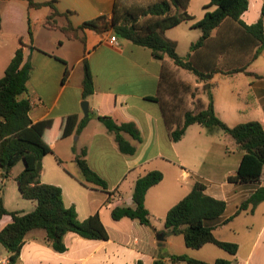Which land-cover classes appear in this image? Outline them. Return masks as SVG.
Here are the masks:
<instances>
[{
  "label": "crops",
  "instance_id": "1",
  "mask_svg": "<svg viewBox=\"0 0 264 264\" xmlns=\"http://www.w3.org/2000/svg\"><path fill=\"white\" fill-rule=\"evenodd\" d=\"M34 1H52L61 13L70 12L68 17H57L58 24L65 26L69 19L75 27L99 17L112 20L116 2ZM191 3L192 0L188 12L194 20L181 24L187 25L189 32L170 39L177 42L179 55L190 54L199 69L212 73L208 82H201L190 71L177 67L168 56L158 60L150 49L131 41L118 38L119 45H115L110 40L115 34L112 29L105 33L86 29L78 33V38L70 39L57 27L46 25L52 7L35 9L29 8L27 0H0V36L19 39L15 44L8 39L0 41V78L22 41L25 60L33 65L28 84L33 123L70 115L78 116L79 120L85 117L81 107L85 100L82 87L85 60L89 65L95 86L94 93L86 99L91 119L79 135L74 132L52 143V152L43 158L41 182L61 187L65 204L76 207L80 220L98 213L109 233L108 240H88L68 233L64 238L67 250L57 252L47 242L45 230L36 229L27 234L15 264H155L159 260L164 264H184L173 260L174 255L208 263L228 259L233 264H264V202L253 213L250 209L239 212L243 202L264 187V172L258 182L230 183L228 177L239 169L244 151L222 130L209 132L204 126L193 124L181 140L171 139V131L183 124L185 112L205 108L209 94L213 95L217 115L227 125L259 121L264 126V46L256 43L240 23L227 19L204 46L191 50L202 35L192 25L207 12L198 16L191 11ZM263 4L264 0H249V7L241 16L245 25L259 21ZM29 18L32 40L28 33ZM38 24L52 41L47 47L37 43L34 25ZM50 33L61 36L52 40ZM25 37L30 38V43ZM258 50L260 53L256 55ZM242 68L245 71L228 73ZM187 86L205 89L198 96L200 108L194 106L192 93H186ZM184 101L190 106L185 107ZM99 116H111L118 124L131 122L137 126L141 141L124 134L135 147L134 154L120 151L114 134L100 122ZM85 147L89 165L115 194L111 202L108 193L99 187L82 184L83 176L75 157ZM154 170L161 171L163 179L146 194L151 225L129 218L114 220L112 209L118 205L133 206L137 179ZM196 183L205 185L208 195L226 202L224 214L207 225L213 228L218 240L238 244L235 255L212 243L200 249L189 248L182 234H173L165 227L169 210ZM83 195L86 200L81 198ZM7 216L1 221L0 230L12 221L2 226ZM9 257L10 253L0 246V261H5L0 264H10Z\"/></svg>",
  "mask_w": 264,
  "mask_h": 264
},
{
  "label": "trees",
  "instance_id": "2",
  "mask_svg": "<svg viewBox=\"0 0 264 264\" xmlns=\"http://www.w3.org/2000/svg\"><path fill=\"white\" fill-rule=\"evenodd\" d=\"M27 1L29 8L52 7L53 12L48 16L46 25L57 27L70 39L78 38V33L86 29L97 33H105L112 29L118 38L150 49L158 60L168 56L177 67L190 71L201 82H208L212 78V73L204 72L195 65L190 54L179 55L177 42L165 36L167 30L194 20V16L188 12L191 0H116L112 20L99 17L86 21L78 27H75L69 19L65 26H59L57 17H68L70 12L61 13L54 6V2ZM212 7H215L213 11H207L201 20L192 25L193 28L200 29L202 35L191 45V50L204 46L213 31L227 19L240 23L256 43L264 46V4L259 21L252 26L245 25L241 20V16L249 7V0H210L204 8ZM1 22L0 15V30ZM28 24V33L32 40L30 18ZM259 53L260 50L256 55ZM243 71H245L243 68L234 69L228 73ZM32 72L33 65L30 60H25L24 44L21 41V47L17 49L4 76L0 78V168L3 170V177L8 178L13 168L24 161V170L16 177V181L22 197L35 201L36 206L28 213L10 212L0 195V225L4 216L10 215L12 219L0 230V243L10 253V264L18 261L27 234L36 229L45 230L47 242L57 252L67 250L64 238L68 233H76L88 240L109 239V233L98 213L80 220L76 207L65 204L61 187L41 182L43 158L52 152V143L69 137L74 132L79 135L89 123L91 115L82 120L76 115H70L33 123L30 117L33 103L28 88ZM67 75L68 70L65 79ZM82 87L83 98L86 100L95 91L93 75L86 60ZM208 100L207 106L200 111L185 112L183 124L171 131V139L174 142L181 140L187 128L193 124L204 126L209 132L222 130L244 151L239 169L228 177V181L235 184L260 181L264 172L263 124L259 121H250L231 127L217 115L212 94L208 95ZM98 119L109 132L114 134L121 152L130 155L136 152L135 147L124 137L127 133L135 140H142L141 132L134 123L118 124L111 116H99ZM87 154L88 150L85 147L75 157V162L83 176L82 184L90 183L99 187L108 193V202H111L115 194L108 190L107 181L91 168ZM162 179L163 173L158 170L150 171L138 178L133 192L134 205L115 206L111 211L112 218L116 221L129 218L150 226L149 211L145 205L146 194ZM3 191L1 187L0 194ZM205 191V185L196 183L191 192L169 210L165 227L173 234H182L189 248L200 249L212 243L235 255L239 249L238 244L218 240L213 228L207 225L208 222L215 221L224 214L227 204ZM262 202H264V187L259 188L243 202L239 212L250 209L253 213ZM172 259L184 264H233L228 259H218L214 263H208L185 255H174ZM155 264L164 263L159 260Z\"/></svg>",
  "mask_w": 264,
  "mask_h": 264
},
{
  "label": "rangeland",
  "instance_id": "3",
  "mask_svg": "<svg viewBox=\"0 0 264 264\" xmlns=\"http://www.w3.org/2000/svg\"><path fill=\"white\" fill-rule=\"evenodd\" d=\"M210 0H192L191 3V11L194 12L195 14H197L198 16H201V13L203 11H211L212 8L210 9H205L204 6L206 5V3H208ZM188 22V21H187ZM189 27H187V25H180L178 28H175L171 31H168L166 35V38L170 39L173 37H176L182 33H187L189 32ZM34 31L36 32L37 35V43H40L41 45H45V47L48 46V44H50L52 41L51 39H49L47 37V31H44L41 26L38 25H34ZM52 35L51 38L52 40L56 37L59 36L60 33H50ZM61 36V35H60ZM9 40L12 44L18 43V38L16 37H12V36H0V41L1 40ZM25 41L27 43H30V38L29 37H25ZM182 47V45H181ZM33 48V46L31 47ZM182 49V48H181ZM187 90L186 93H192V98L194 99V106L197 108V102H199V95L201 93L205 92V89L202 87L196 88L195 90H193V88H191L190 86H187ZM183 104L185 105V107H187V105L190 106L189 102L184 101ZM195 112V111H194ZM78 141L75 140V144ZM78 144H82L81 141H79ZM69 167H71V164H68ZM25 164L24 161L19 162L12 170L10 176L8 178L3 177V170L0 168V188L2 187L4 189V191L0 194L5 202V206L8 209V211L12 212V211H21L24 213H28L31 212L35 206H36V202L33 200H28V199H24L19 191V187H18V183L16 181V177L24 170ZM82 199L86 200L87 198L85 197V195H83V197H81ZM11 220V216L8 215L4 221L2 222V226L6 225V223H8ZM0 246L1 243H0Z\"/></svg>",
  "mask_w": 264,
  "mask_h": 264
},
{
  "label": "water",
  "instance_id": "4",
  "mask_svg": "<svg viewBox=\"0 0 264 264\" xmlns=\"http://www.w3.org/2000/svg\"><path fill=\"white\" fill-rule=\"evenodd\" d=\"M81 107H82V110H83V113L85 115V117H88L90 115V104H89V101L87 100H84L81 104Z\"/></svg>",
  "mask_w": 264,
  "mask_h": 264
},
{
  "label": "built area",
  "instance_id": "5",
  "mask_svg": "<svg viewBox=\"0 0 264 264\" xmlns=\"http://www.w3.org/2000/svg\"><path fill=\"white\" fill-rule=\"evenodd\" d=\"M111 42L114 43L115 45H119V39L118 37L115 35V34H112L111 35V38H110ZM0 263H5V261H0Z\"/></svg>",
  "mask_w": 264,
  "mask_h": 264
}]
</instances>
